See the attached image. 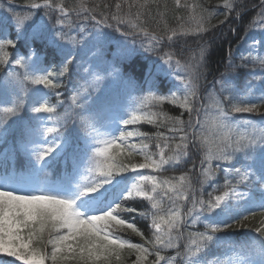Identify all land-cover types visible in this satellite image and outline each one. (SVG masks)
<instances>
[{"label":"snow or ice","instance_id":"obj_1","mask_svg":"<svg viewBox=\"0 0 264 264\" xmlns=\"http://www.w3.org/2000/svg\"><path fill=\"white\" fill-rule=\"evenodd\" d=\"M15 2L0 0V80L13 86L11 93L0 91V140L6 142L18 131L28 162L25 170L0 174V264H124L131 254L133 264H264V0L246 26L261 36L252 37L242 56L260 66L259 73L251 74L259 85L229 88L234 82L222 74L216 81L219 90L213 86L207 92L212 111L204 110L203 120V105L198 108L197 102L208 43L184 62L160 50L177 38L203 39L202 33L218 26L211 22L217 16L224 17L220 24L233 13L239 19L245 10L238 7L241 0H220L223 12L209 9L207 0H116L114 11L103 0L91 5L89 0H25L24 13L12 7ZM87 22L98 30L89 33ZM104 28L125 39L111 37ZM89 35L92 47L111 42L115 48L109 60L103 51L91 71L83 69L88 75L80 77L83 83L72 84L71 102L62 116L57 90L65 87L64 77L77 73L74 61H83L80 52ZM128 36L143 37L140 49L159 55L161 62L142 67L139 86L127 78L130 94H146L132 95L127 105L105 113L93 92L99 93L106 79L102 71L124 79L120 66L138 51L135 41L132 46L126 42ZM227 67H237L230 54ZM162 76L172 77L179 87L161 92ZM165 103L183 111L169 116L154 110ZM184 112L188 120L182 118ZM69 117L78 125L82 147H74L61 132ZM50 121L55 126H48ZM141 124L165 131L135 127ZM52 133L57 135L48 139ZM192 148L199 154L198 175L191 169L163 175L188 163ZM61 161L63 174L48 176ZM220 173L223 184H214L205 198V185ZM140 201L148 205L141 209L136 206ZM136 216L150 221V236L137 227ZM257 217L254 235L243 242L220 235L246 229ZM197 225L203 231L195 230ZM128 230L143 243L120 235Z\"/></svg>","mask_w":264,"mask_h":264},{"label":"trees","instance_id":"obj_2","mask_svg":"<svg viewBox=\"0 0 264 264\" xmlns=\"http://www.w3.org/2000/svg\"><path fill=\"white\" fill-rule=\"evenodd\" d=\"M20 1H25V0H20ZM260 1L261 0H241V3H240V5H238V7L243 6L245 10L242 12V15L240 16L239 19L236 18L235 13L230 15L228 17V19L225 21V23H223V24L219 23L220 20L224 19V17L222 15L213 18L211 21L212 24H215L218 26L211 29V31H209V32L202 33L201 35H202L203 39H200L199 37H197L195 35H189L187 37L177 38L176 44H183V43L186 44V42H187L188 48H190V47L194 48V53H192L190 55L189 59H191L192 57L198 56L200 44H203L205 42L208 43L209 49H208V53L206 55V63H205V67L203 70L204 71V77L215 76L218 73L221 74V72L224 70V72H225L224 75L226 76V78H231L233 81L240 79L241 77H244L241 80H239V82L236 85V88H241V89L244 88V86L246 84H248L249 82L254 84L255 81H259V80L253 81L251 79V74L252 73H259L261 71L260 66L258 64L253 65L249 60L242 59V56L247 53L248 48L251 46L252 37L256 36L257 38H259L261 36V33L258 30H254V31L249 32L247 30V27H246L250 23V21H252L255 18V16L257 15V13L259 12V2ZM70 2H71V0H70ZM94 2H96V0H89L90 5ZM103 2L108 3L111 6L109 10H111V11L115 10L114 9V3L116 2V0H103ZM201 2L203 3V2H205V0H201ZM219 2H220V0H207L206 6L209 9L223 12L224 9L222 8V6L218 7ZM179 11L183 12L182 9ZM168 22L170 25H175V21L172 20L171 17L168 18ZM76 23H78V22H76ZM120 26L123 28L126 27L125 25H120ZM233 29L235 31H233ZM72 34L75 35V31H73ZM86 53L93 54V55L95 54L94 52H91L88 50L86 51ZM229 54L231 56L232 62L235 65H237V67L231 71H229L228 67H227ZM97 55L98 54H96L94 56H97ZM78 60L74 61V64ZM132 64L136 65L137 67L143 66V64H141V63L139 64L135 60H133ZM242 65H247V67H243ZM127 69L129 70L130 68L127 67ZM2 71H3V69H0V73ZM120 72L123 76L129 74V71H126V70H122ZM131 75H132V72H131ZM68 77L69 76H66L63 78V82L65 85H66L65 81L68 79ZM140 77H141V74H138L137 79H139ZM28 86L32 87V88L34 87L32 85H28ZM57 91L62 93V95L59 97V99L61 101L64 102V99L66 98L65 95H67L68 98H70L71 93H64L61 91V89H58ZM61 109H62L61 107L58 108V111H61ZM154 110L167 112L169 116L179 115L180 112L183 111L182 109H179L176 106L171 105V104H167V103H165L162 107L154 109ZM262 112H264V109H262ZM61 113L62 112H60L59 114H61ZM61 115H64V114H61ZM236 115L240 116L238 114H236ZM243 116L246 118L252 119L250 117H247L246 115H243ZM182 118L184 120H188V118H189L188 113L184 112V115ZM201 120H203V119H201ZM52 126H55L54 123L52 124ZM135 127H139V128H141V130L148 131L150 133H155L158 130L159 131H165L164 128L157 129L156 127H154L152 125H148V124H141V125H138ZM15 132H16V141L18 144V146L16 148L18 150H21V147H23V143L20 139L19 132L16 130H15ZM61 132L63 133L64 136L70 138V142L74 147L75 146H81L82 147V141H80L78 139L79 129H78L77 124L67 125L66 128L61 129ZM55 135H57V133L49 134L47 138L51 139ZM191 152L193 153V155H191L189 157L188 163L178 166V170L176 172H166V173H163V175L164 176H171V175L178 176V175L182 174L183 172H187L189 169L192 170V175L194 177L196 175H198V173L200 171V167L197 170V167L199 166V158H198L199 156H198V154L196 155L194 148L191 149ZM193 163H195V168L193 167ZM154 174H156V173H154ZM128 175H135V174L134 173H128ZM156 175H159V174H156ZM193 182L195 183V180ZM217 183L223 184V173L218 174L216 181H214L208 185H205V188H204L205 198H207V193L212 192L213 185L217 184ZM147 205H148L147 201H140L137 203L136 206L143 209ZM122 215L125 217H131V216H134L136 214H134V213L133 214L123 213ZM259 220H260V217H257L256 219L248 222V225H249L248 228L236 229L227 235H230L235 241H238L237 240L238 236H239L238 232L241 231L242 234L244 235L243 239L245 240L246 237L254 235V233L251 231V228L254 226H258ZM136 224H137V227L140 228V230L144 232L145 236L151 235L150 227H149V224H150L149 220H145L139 216H136ZM188 230L191 231L193 229H188ZM195 230L203 231V227L200 225H197ZM120 235L124 236L127 239H130L133 242L143 243V241L140 239V237L131 233L130 230H128L127 232H122V233H120ZM220 235H222V234H220ZM241 242H243V241H241ZM171 254L172 253H167V255H171ZM135 259H136L135 254L127 255L125 257L124 264H133V261H135ZM149 259L150 260L154 259V257H150ZM16 264H19V262H16Z\"/></svg>","mask_w":264,"mask_h":264}]
</instances>
